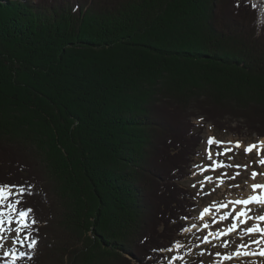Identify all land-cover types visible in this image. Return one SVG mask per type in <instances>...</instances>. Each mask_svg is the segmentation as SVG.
Wrapping results in <instances>:
<instances>
[{
  "label": "trees",
  "instance_id": "obj_1",
  "mask_svg": "<svg viewBox=\"0 0 264 264\" xmlns=\"http://www.w3.org/2000/svg\"><path fill=\"white\" fill-rule=\"evenodd\" d=\"M251 4L0 0V184L36 241L15 264H171L203 127L264 138Z\"/></svg>",
  "mask_w": 264,
  "mask_h": 264
},
{
  "label": "rangeland",
  "instance_id": "obj_2",
  "mask_svg": "<svg viewBox=\"0 0 264 264\" xmlns=\"http://www.w3.org/2000/svg\"><path fill=\"white\" fill-rule=\"evenodd\" d=\"M251 2L258 12L259 24H264V0H251ZM256 2H260V4L258 5ZM192 121L203 125L195 117ZM236 125L237 123H233V126ZM201 136L204 138V142L200 147L201 153L194 159L192 175L182 183L191 190L197 207L192 218L187 220L189 228L178 237V242L166 252L167 260L171 264L181 262L191 264L197 258H203L202 264H264V256L259 255L260 251L264 250V235L261 233H247L246 231L247 228L255 225L264 228V221L257 218L264 215V205L252 203L245 208L244 205L233 203L236 200L248 199L250 196H264V188L255 190L252 188L253 184H264V166L257 163L261 157L257 155V149H253L250 153L245 152L247 146L258 144L264 139H259L257 135H250L248 132L239 136L226 133L214 129L210 123H206V126L203 127ZM210 137L225 142L222 145L211 146L214 161H221L228 165H248V167L239 169L225 167L216 168L215 170L209 168L207 171H203L202 169L213 163V160L207 158L206 152V149L209 148L207 140ZM237 141L241 144L239 148L236 147ZM226 149H232V151L227 152V155H216L218 152L224 153ZM237 171L239 175H236ZM253 171L257 173L255 179L252 178ZM224 173L227 175L223 177V184H221L218 177H221ZM232 176H235V179L229 178ZM205 177H212V179L208 181ZM223 204L228 205V207H220ZM1 206L0 212L5 213V224L3 225L5 231L0 232V237H2L0 239V253L3 255L8 253L5 256L13 260V258L18 257L15 249L18 246H24L25 241L28 239V235H26L27 227H22L20 223H17L20 220L18 212L11 214L12 223L9 224L7 222L9 211L7 203ZM205 208H210L211 211L201 219V214ZM248 209H250L248 211L250 218L246 224L241 222L244 219L243 217L240 220L235 218L237 212L247 211ZM225 214L230 215L227 219H221ZM205 224L208 225L207 228ZM232 224L238 226L234 231L229 232L228 229ZM18 229L20 231H17ZM253 241H260V243H253ZM177 244L180 247H177ZM237 251L255 254L236 256ZM218 253L219 255H217ZM225 256H231L232 258L225 260Z\"/></svg>",
  "mask_w": 264,
  "mask_h": 264
},
{
  "label": "snow or ice",
  "instance_id": "obj_3",
  "mask_svg": "<svg viewBox=\"0 0 264 264\" xmlns=\"http://www.w3.org/2000/svg\"><path fill=\"white\" fill-rule=\"evenodd\" d=\"M203 119V118H201ZM225 142L224 141H220V140H217L215 139L214 137H210L208 140H207V144L209 145V148L206 149V152H207V158L209 160H213V152L211 150V146L212 145H222L224 144ZM228 143H231V142H228ZM236 147L239 148L241 147V144L239 141L236 142ZM253 149H257V155L260 156L261 158L257 161V163H259L260 165L264 166V155H262V153H264V141H260L258 144H251L249 146H247L245 148V152L246 153H250L253 151ZM229 151H232V149H226L224 151V153H216V155H221V154H224V155H227V152ZM225 167H235L237 169L241 168V167H244V168H247L248 165H228V164H225L221 161H214L213 160V163L211 165H209L207 168L205 169H202L203 171H207L209 168L212 169V170H215L216 168H225ZM227 174L224 173L222 174L221 177H218V180L220 181L221 184H223V177L226 176ZM236 175H239V172L237 171ZM257 176V173L255 171L252 172V178L255 179V177ZM230 179H235V176H232V177H229ZM206 180L208 181H211L212 177H205ZM195 186V185H193ZM238 187V185H236ZM252 188L255 190V189H260V188H264V184H253L252 185ZM27 189L24 188L23 186H18V185H15V184H0V205H4L7 203V208H8V216H7V222L9 224L12 223V213L14 212H17V206L21 203V201L19 199H17L14 203L13 202H10V198L12 196H19V195H22L24 192H26ZM234 204H237V205H244L245 208H247L248 205L252 204V203H257V204H261V205H264V196H250L248 199H245V200H236L233 202ZM220 207H224V208H227L228 205L226 204H223V205H220ZM211 211L210 208H205L204 209V212L201 214V219L203 218V216L205 214H208L209 212ZM248 211H250V209H248L247 211L246 210H241L240 212H237L236 213V219L237 220H240L241 217H243L244 219L241 221L242 223H247L248 219L250 218L248 216ZM32 212V209L29 208L27 211H19L18 212V215L20 217V220L17 221V223H20L22 225V227H28L29 225L27 224V218L29 216V213ZM230 214H225V216L221 217V219H227L228 216ZM259 220L261 221H264V215H261L259 217H257ZM36 221L33 219L32 223H35ZM5 224V213L4 212H0V232H3L5 231V229L3 228V225ZM237 224H232L231 227L228 229L229 232H232L234 231L236 228H237ZM205 227L207 228L208 225L205 224ZM17 231H20V229H18ZM247 233H261L262 235H264V228H261L259 225H255L253 227H249L247 228ZM0 239H2V237H0ZM29 240H31V243H30V247H35V243L36 241L35 240H32V238L29 236L28 237ZM22 242V241H21ZM253 243H260V241H253ZM177 247H180L179 244H177ZM241 247H243V245H241ZM254 255L255 253H248V252H244V253H241L240 251H237L235 253L236 256H240V255ZM5 255H8V253H5ZM21 256H23L24 254L21 253L20 254ZM219 255V253L217 254ZM259 255L261 256H264V250H261ZM232 257L231 256H225L224 259L225 260H229L231 259ZM15 259L16 258H13V264H15Z\"/></svg>",
  "mask_w": 264,
  "mask_h": 264
},
{
  "label": "bare ground",
  "instance_id": "obj_4",
  "mask_svg": "<svg viewBox=\"0 0 264 264\" xmlns=\"http://www.w3.org/2000/svg\"><path fill=\"white\" fill-rule=\"evenodd\" d=\"M256 4H258V5H259V4H260V2H256ZM262 10H263V9H262ZM263 15H264V11H263Z\"/></svg>",
  "mask_w": 264,
  "mask_h": 264
}]
</instances>
